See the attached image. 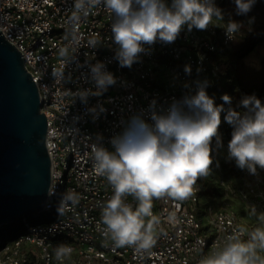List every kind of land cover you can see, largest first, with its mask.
Returning a JSON list of instances; mask_svg holds the SVG:
<instances>
[{
	"label": "built area",
	"instance_id": "2783aa9c",
	"mask_svg": "<svg viewBox=\"0 0 264 264\" xmlns=\"http://www.w3.org/2000/svg\"><path fill=\"white\" fill-rule=\"evenodd\" d=\"M222 1H215L216 6ZM72 6L73 0H0V31L22 53L47 118L51 185L40 213H54L50 221L38 223L23 217V229L0 244V264H200L241 227L246 229L241 239L247 241L260 222H245L242 212L264 214V169L257 167L253 175L236 166L231 172L240 182H230L232 173H227L229 180H221L224 190L217 194V204L210 203L204 210L200 178L193 194L183 201L167 196L154 199L158 239L150 251L137 252L133 247L115 248L103 235L101 210L113 189L97 174L91 159L95 143L114 151L111 138L123 132L131 117L142 115L152 123L153 101L155 110L163 112L174 99L195 94L197 81H208V95L215 90L221 69L214 55L220 48H231L238 35L226 37L223 27L229 20L213 19L207 30L189 32L185 26L175 42L146 46L148 50L129 68L115 59L112 17L103 6L75 22ZM91 39L98 41L96 47L88 46ZM61 49L68 50L67 57L60 55ZM97 62L105 64L116 83L99 96L89 94L85 103L78 93L97 90L91 78V66ZM162 64H167L165 74L159 72ZM186 65L190 74L184 71ZM54 70L63 71V78L54 77ZM232 80L227 78L228 84L234 85ZM211 156L216 162L213 151ZM68 192L78 194L79 201L69 202L58 214L56 207ZM237 201L242 209L235 205ZM125 202L137 204L132 196ZM60 245L73 249L63 260L55 256Z\"/></svg>",
	"mask_w": 264,
	"mask_h": 264
},
{
	"label": "clouds",
	"instance_id": "9594fccd",
	"mask_svg": "<svg viewBox=\"0 0 264 264\" xmlns=\"http://www.w3.org/2000/svg\"><path fill=\"white\" fill-rule=\"evenodd\" d=\"M234 3L237 15H247L256 0H234ZM101 6L112 17L115 59L121 67L129 68L148 50L146 46L175 42L185 26L189 32L193 28L207 30L213 19L224 20L215 0H171L170 4L166 0H73L71 19L79 21ZM223 28L231 40L242 24L229 20ZM97 43L91 39L88 46L96 47ZM60 55L67 57L68 50L61 49ZM184 71L190 74V66L186 65ZM53 76L62 79L63 71L54 70ZM91 78L97 90L78 93L85 103L89 94L99 96L116 83L103 62L91 66ZM207 87V80L197 81L195 94L174 99L163 112L155 110L153 101L152 123L142 115L131 117L123 132L111 138L114 151L93 144L94 168L113 189V195L102 206L101 222L105 226L103 235L115 248L133 247L137 252H148L155 246L160 221L153 214V200L167 196L183 201L193 194L197 179L210 174L213 140L222 147L219 132L222 113L223 120L233 129L228 159H234L238 168L253 175L257 167L264 169V103L255 94L246 95L239 101L244 111H237L232 107L231 96L222 95L224 103L217 105L215 98L208 95ZM128 196L137 201L135 207L125 202ZM78 201V194H64L56 207L57 213L62 214L69 202L75 205ZM259 220L264 224V214ZM245 231L241 227L226 237L223 247L217 246L200 264H264V256L260 255L264 252V227L248 233L247 241L241 239ZM72 251L71 247L60 245L55 251L56 259L63 260Z\"/></svg>",
	"mask_w": 264,
	"mask_h": 264
},
{
	"label": "water",
	"instance_id": "95a60500",
	"mask_svg": "<svg viewBox=\"0 0 264 264\" xmlns=\"http://www.w3.org/2000/svg\"><path fill=\"white\" fill-rule=\"evenodd\" d=\"M47 118L22 53L0 31V228L45 208Z\"/></svg>",
	"mask_w": 264,
	"mask_h": 264
},
{
	"label": "trees",
	"instance_id": "16d2710c",
	"mask_svg": "<svg viewBox=\"0 0 264 264\" xmlns=\"http://www.w3.org/2000/svg\"><path fill=\"white\" fill-rule=\"evenodd\" d=\"M217 7L222 9L224 18L241 23L242 28L231 48H220L214 55L221 69V77L218 79L220 84L214 91L219 88L229 90L230 87H225V83L231 76L228 77L227 74L235 69V84L238 82L240 90L248 95L261 92V102L264 103V0H256L247 15L236 14L234 0H223ZM232 107L236 110L234 98ZM40 214L54 216L52 212ZM26 218L30 223H38L31 220L29 216ZM24 225V218H22L21 230Z\"/></svg>",
	"mask_w": 264,
	"mask_h": 264
},
{
	"label": "rangeland",
	"instance_id": "374dc122",
	"mask_svg": "<svg viewBox=\"0 0 264 264\" xmlns=\"http://www.w3.org/2000/svg\"><path fill=\"white\" fill-rule=\"evenodd\" d=\"M217 1V0H215ZM171 3V0H170ZM233 49V47H232ZM236 67V66H234ZM233 68V67H232ZM161 71H159L162 74H165L167 72V64H162ZM227 76H231L233 79L232 81L234 82L233 84H228V82L225 83V87L229 86V90L225 91L222 88H219L216 91H213L209 94V96H213L215 98V103L217 105L222 104V100L220 97L224 94H228L232 98L235 99V108L237 111H244L242 106L239 105V101L246 95L242 90H240L238 86V82L235 84L236 81V74H235V69L233 70L232 73H228ZM165 82H167V78L165 77ZM256 97L259 98L260 100L262 99L261 97V92L255 93ZM233 102V99H232ZM227 107V105H225ZM224 113L221 114V126L219 128V132L221 134V139H222V147H218L215 143V140H213L211 144V151L215 154L216 162L213 161V164L210 166L211 172L208 176L206 177H201L200 178V185L202 187V195H201V202L200 206L202 210L206 207V205L210 203H214L215 205L217 204L216 198L217 194L221 193L224 190V186L221 183V180H229V177H227V173L231 172V170L235 169L236 164L235 160H229L228 159V143L231 140V133H232V127L223 120ZM219 164V167H218ZM221 169V170H220ZM232 173V172H231ZM231 179L229 180L230 182L238 183L240 180H237V173L233 172L231 174ZM228 196L224 199V201H228ZM233 203V201H231ZM235 204V202H234ZM239 209H242V204H239L237 201L236 204ZM243 215L244 216V221L245 222H260V227H264V224L261 223L259 220V217L254 215L253 212L248 211V210H243ZM31 220H34L35 222H44V221H50L52 219V215H41L40 213L34 212L30 215H28ZM22 227V218L15 220L14 222L4 225L0 228V244L3 240H5V237L11 238L14 235H17L21 231Z\"/></svg>",
	"mask_w": 264,
	"mask_h": 264
}]
</instances>
